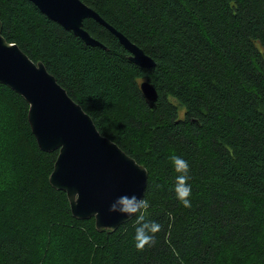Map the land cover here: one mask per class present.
I'll list each match as a JSON object with an SVG mask.
<instances>
[{
  "label": "trees",
  "instance_id": "trees-1",
  "mask_svg": "<svg viewBox=\"0 0 264 264\" xmlns=\"http://www.w3.org/2000/svg\"><path fill=\"white\" fill-rule=\"evenodd\" d=\"M81 1L156 66L132 63L95 20L84 29L103 48L27 0H0L3 36L147 169L146 216L162 227L138 251L135 218L115 232L74 218L49 182L58 151L39 149L28 104L0 84L14 138L0 144L13 173L0 182V264H264V0ZM146 81L159 94L152 108ZM173 153L190 166V209L173 191Z\"/></svg>",
  "mask_w": 264,
  "mask_h": 264
},
{
  "label": "water",
  "instance_id": "water-1",
  "mask_svg": "<svg viewBox=\"0 0 264 264\" xmlns=\"http://www.w3.org/2000/svg\"><path fill=\"white\" fill-rule=\"evenodd\" d=\"M27 1L86 44L103 48L84 29L85 20H95L119 40L132 63L143 69L156 66L152 57L81 0ZM0 84L28 104V121L39 149L47 153L58 151L49 182L67 194L74 218L95 219L99 232H115L132 221L135 216L130 218L108 209L122 195L145 198L147 169L100 133L91 116L69 96L43 62L35 63L17 44L6 40L1 20ZM140 86L152 108L159 97L157 89L149 81Z\"/></svg>",
  "mask_w": 264,
  "mask_h": 264
},
{
  "label": "clouds",
  "instance_id": "clouds-1",
  "mask_svg": "<svg viewBox=\"0 0 264 264\" xmlns=\"http://www.w3.org/2000/svg\"><path fill=\"white\" fill-rule=\"evenodd\" d=\"M172 168L177 173L173 191L176 199L184 208H191L192 202L189 197L192 194L191 185L188 183L190 176V166L181 155L171 154L168 157ZM150 207L148 200L138 198L133 195H122L117 197L109 206V212L120 213L128 217L135 216V247L142 251L146 246L155 245L156 233L161 230V225L157 221L149 220L146 210Z\"/></svg>",
  "mask_w": 264,
  "mask_h": 264
},
{
  "label": "rangeland",
  "instance_id": "rangeland-1",
  "mask_svg": "<svg viewBox=\"0 0 264 264\" xmlns=\"http://www.w3.org/2000/svg\"><path fill=\"white\" fill-rule=\"evenodd\" d=\"M10 115H11V112L7 109L4 101L0 98V144H3V145L7 142L12 141V139H14L10 137V132L7 126V123L9 122V120L7 119L10 117ZM5 159H6V156H2L0 154V182L7 181L13 176V173L11 170H9V165L6 163ZM3 173H6V175L2 176ZM7 185L8 184H2L1 186L4 188Z\"/></svg>",
  "mask_w": 264,
  "mask_h": 264
}]
</instances>
